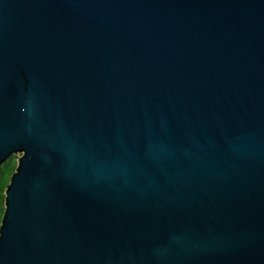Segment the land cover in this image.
<instances>
[{
    "label": "water",
    "instance_id": "water-1",
    "mask_svg": "<svg viewBox=\"0 0 264 264\" xmlns=\"http://www.w3.org/2000/svg\"><path fill=\"white\" fill-rule=\"evenodd\" d=\"M3 264H264V0H0Z\"/></svg>",
    "mask_w": 264,
    "mask_h": 264
},
{
    "label": "trees",
    "instance_id": "trees-1",
    "mask_svg": "<svg viewBox=\"0 0 264 264\" xmlns=\"http://www.w3.org/2000/svg\"><path fill=\"white\" fill-rule=\"evenodd\" d=\"M17 154H12L1 166L0 169V222L5 209V187L10 180L11 174L17 165Z\"/></svg>",
    "mask_w": 264,
    "mask_h": 264
},
{
    "label": "snow or ice",
    "instance_id": "snow-or-ice-1",
    "mask_svg": "<svg viewBox=\"0 0 264 264\" xmlns=\"http://www.w3.org/2000/svg\"><path fill=\"white\" fill-rule=\"evenodd\" d=\"M0 264H3V261L2 260H0Z\"/></svg>",
    "mask_w": 264,
    "mask_h": 264
}]
</instances>
